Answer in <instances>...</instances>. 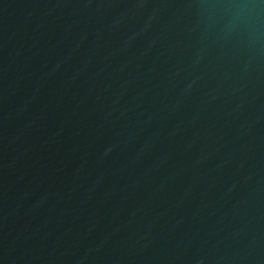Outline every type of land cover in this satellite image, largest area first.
I'll use <instances>...</instances> for the list:
<instances>
[{
    "label": "water",
    "instance_id": "obj_1",
    "mask_svg": "<svg viewBox=\"0 0 264 264\" xmlns=\"http://www.w3.org/2000/svg\"><path fill=\"white\" fill-rule=\"evenodd\" d=\"M0 264H264V0H0Z\"/></svg>",
    "mask_w": 264,
    "mask_h": 264
}]
</instances>
